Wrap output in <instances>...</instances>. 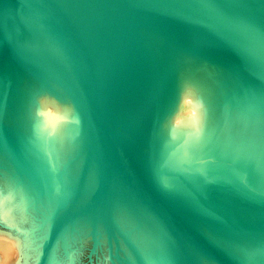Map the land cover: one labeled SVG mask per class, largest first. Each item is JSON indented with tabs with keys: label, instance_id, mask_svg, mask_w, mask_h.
<instances>
[{
	"label": "water",
	"instance_id": "95a60500",
	"mask_svg": "<svg viewBox=\"0 0 264 264\" xmlns=\"http://www.w3.org/2000/svg\"><path fill=\"white\" fill-rule=\"evenodd\" d=\"M172 48L224 71L231 91L245 88L264 102V0H0V122L37 94L70 96L84 139L65 162L81 155L73 183L67 188L61 181L55 203L67 208L66 226L87 210L101 211L110 264L119 256L117 237L136 264H200L195 252L216 264H241L194 221L264 233V216L221 212L264 208V201L231 196L228 186L240 174L214 188L219 181L205 172L156 165L129 122L139 125L147 97L160 96L168 72L152 65ZM136 93L138 107L131 103ZM0 138L34 159L1 123ZM91 165L95 174L87 181ZM115 194L133 198L153 217L159 241L153 259L140 258L115 220Z\"/></svg>",
	"mask_w": 264,
	"mask_h": 264
},
{
	"label": "bare ground",
	"instance_id": "6f19581e",
	"mask_svg": "<svg viewBox=\"0 0 264 264\" xmlns=\"http://www.w3.org/2000/svg\"><path fill=\"white\" fill-rule=\"evenodd\" d=\"M157 56L160 57L153 61L155 64L152 65V69L155 71L159 69L168 74L161 86L160 96L154 92L150 93L146 99L147 105L143 107L144 116L140 118L136 116L140 126L129 121L138 134L137 141L147 144L148 151L155 158L166 156L167 163L164 164L166 166L186 168L194 170L195 173L205 172L209 175H206L208 178L216 177L219 183L214 188L224 186L228 178L240 174L236 176L233 184L228 186L231 196L264 201V140L260 142V146L255 145L242 127H236L244 123L260 122L258 124L260 127L255 131L256 134L262 135L263 100L250 96L251 90L247 93L245 88L231 91L228 85L229 77L224 71L177 48ZM198 65L208 67L210 73H216L211 81L195 73ZM183 73L190 74L199 83L209 106L207 128L196 155V159L205 161L203 164L187 163L183 158L190 139L191 120L200 116L202 93L193 92L192 95L178 93L177 96H182V99L172 105L171 111L161 125V132L157 129V116L162 100L173 87L178 75ZM153 81L156 87H159L157 79ZM61 100L67 102L68 106L61 108L53 103L49 107H40L33 99L0 122L19 145V149L34 158L26 159L22 152L14 153L0 138V177L14 178L28 186L38 200L52 203L56 202L61 181L67 188L73 183L81 155L70 162H65L75 154L84 139L82 124L73 101L70 96ZM138 102L140 97L136 93L131 103L138 107L141 104ZM132 120L136 122L134 118ZM245 126L250 130L249 124ZM49 167H53V170ZM94 174L95 168L91 165L87 181H91ZM111 203L115 220L131 235L129 238L137 247L140 258L153 259L159 251L153 217L129 196L115 194ZM221 212L231 215L264 216V208L232 207ZM194 223L228 249L241 264H264V233L222 231L199 221ZM84 232L86 241L82 237ZM70 235L74 239L80 237L81 245L92 238L93 242L100 243L102 247L105 244V234L101 211L87 210L75 217L67 224L63 238L59 240L60 245L72 239ZM116 242L118 243L116 251L119 254L117 259L120 260L117 263L136 264L137 257L124 239L117 237ZM18 255L13 239L0 234V264H15ZM195 257L200 264H216L197 252Z\"/></svg>",
	"mask_w": 264,
	"mask_h": 264
},
{
	"label": "snow or ice",
	"instance_id": "6c2138e0",
	"mask_svg": "<svg viewBox=\"0 0 264 264\" xmlns=\"http://www.w3.org/2000/svg\"><path fill=\"white\" fill-rule=\"evenodd\" d=\"M193 92L202 93L200 116L191 120L190 139L183 158L187 163L203 164L205 161L196 159V155L207 128L209 106L199 83L190 74L178 75L173 87L163 98L157 116V129L161 132V125L172 105L182 99L177 94L192 95ZM35 101L40 107H49L53 103L61 108L68 106L60 98L47 94H37ZM154 163L163 165L167 163V157L162 155ZM66 216V206L38 200L28 186L11 177H0V234L13 239L19 253L15 264H84L85 254L87 264H105L109 256L104 255L101 259L83 245L65 252L60 247L59 239H55L53 244V238L59 237L66 227Z\"/></svg>",
	"mask_w": 264,
	"mask_h": 264
},
{
	"label": "rangeland",
	"instance_id": "374dc122",
	"mask_svg": "<svg viewBox=\"0 0 264 264\" xmlns=\"http://www.w3.org/2000/svg\"><path fill=\"white\" fill-rule=\"evenodd\" d=\"M195 73L196 74H198V76H200V77H203L204 79H206V80H208V81H211L212 79H213V77H214V75H216V73H210L209 72V70H208V67H206V66H203V65H198V67L196 66V70H195ZM233 116H234V112H233ZM257 123V122H256ZM260 123V122H259ZM259 123H257V124H254V123H244V124H240V125H237L236 127H242L244 130H245V134L250 138V139H252V142L255 144V145H258V146H260V142L262 141V140H264V131L262 130V135L260 134H256V131H255V129H258V127H260L258 124ZM246 124H249L250 125V130L248 129V127H246L245 125ZM262 125H264V123H262ZM254 132H255V134H254ZM85 225V224H84ZM89 232V231H88ZM78 233L76 232V235H77ZM90 235V234H89ZM70 237H71V235H70ZM82 237L84 238V241H86V234H85V232H84V234L82 235ZM90 237V236H89ZM88 237V238H89ZM72 238V237H71ZM76 239V240H75ZM75 239H74V237L72 238V239H69V241H67V243H66V247L65 248H63V247H61V249H62V251H65V252H67V251H69V250H72L74 247H76V246H79V245H81L82 243H81V241L79 242V239H80V237H75ZM75 240V241H74ZM101 240V239H100ZM71 241V242H70ZM90 241H94V240H92V238H89V240L84 244L85 245V247L87 248V250L90 252V253H92V254H94V255H96V256H98V257H100L101 259H103V256L104 255H106V249L105 248H103V247H105L104 245L105 244H103V246L102 247H100L101 246V244L100 243H98V242H96V246L95 247H93L92 248V244H91V242ZM95 242H93V243H95ZM83 245V246H84ZM105 249V250H104ZM119 251H120V249H119ZM101 254H103V255H101ZM122 258V257H121ZM93 259H96L95 257L93 258ZM112 260L114 261V263L115 264H118L117 262H120V260H116V259H114V258H112ZM12 264H14V263H12ZM84 264H87V254H85V260H84ZM105 264H110L109 263V261H107V260H105Z\"/></svg>",
	"mask_w": 264,
	"mask_h": 264
}]
</instances>
